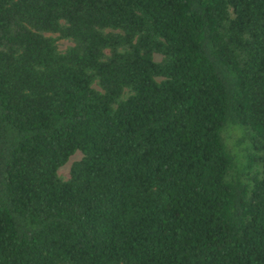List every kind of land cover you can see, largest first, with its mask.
<instances>
[{"label":"trees","instance_id":"16d2710c","mask_svg":"<svg viewBox=\"0 0 264 264\" xmlns=\"http://www.w3.org/2000/svg\"><path fill=\"white\" fill-rule=\"evenodd\" d=\"M0 264H264V0H0Z\"/></svg>","mask_w":264,"mask_h":264},{"label":"rangeland","instance_id":"374dc122","mask_svg":"<svg viewBox=\"0 0 264 264\" xmlns=\"http://www.w3.org/2000/svg\"><path fill=\"white\" fill-rule=\"evenodd\" d=\"M68 44H69V42L66 41V40H61L60 41V46L62 48L65 47V46H67ZM80 156L81 155H80L79 152H76L75 154H73L69 158V160L67 161V163L58 169L59 174L62 175L63 177H65V178H67L68 175H69V172L68 171H69V167H70L71 162L74 161V160H76V159H78V158H80Z\"/></svg>","mask_w":264,"mask_h":264}]
</instances>
